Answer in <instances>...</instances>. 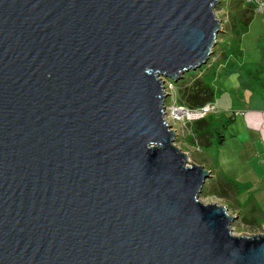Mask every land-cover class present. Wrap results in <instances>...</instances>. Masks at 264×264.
I'll return each instance as SVG.
<instances>
[{
  "label": "water",
  "instance_id": "95a60500",
  "mask_svg": "<svg viewBox=\"0 0 264 264\" xmlns=\"http://www.w3.org/2000/svg\"><path fill=\"white\" fill-rule=\"evenodd\" d=\"M220 3L0 0V264H264L166 120Z\"/></svg>",
  "mask_w": 264,
  "mask_h": 264
},
{
  "label": "crops",
  "instance_id": "0c3cea01",
  "mask_svg": "<svg viewBox=\"0 0 264 264\" xmlns=\"http://www.w3.org/2000/svg\"><path fill=\"white\" fill-rule=\"evenodd\" d=\"M234 18L235 45L214 72L223 78L233 75V86L247 90L249 95L230 114H220L218 140L221 144L229 141L231 150L220 151L216 165L223 168L222 173L226 168L228 174L221 175L219 169L212 179L218 181L220 199L230 200L228 210L246 225L264 230V13H256L252 5L242 6ZM205 127L200 131H207Z\"/></svg>",
  "mask_w": 264,
  "mask_h": 264
},
{
  "label": "rangeland",
  "instance_id": "374dc122",
  "mask_svg": "<svg viewBox=\"0 0 264 264\" xmlns=\"http://www.w3.org/2000/svg\"><path fill=\"white\" fill-rule=\"evenodd\" d=\"M249 5L243 0H221V3L216 8V14L222 21V27L208 62L196 70L186 72L178 81L166 80L167 93L169 94L166 105L169 108L173 105H185L189 108L202 105V98L206 96L209 98L210 95H206L207 92H205L203 93V97L200 98L197 93L201 87L209 85L213 97L212 100L209 99L208 101H217V106L226 109H218L221 113L208 115L205 119L199 121H171L178 133L174 140L175 146L179 147L184 153L187 152L188 161H192V163L197 165H203L210 173L214 172L206 180L199 200L203 203L216 202L226 207L230 205V200L226 198L220 199L218 181L214 183L212 179L213 175L218 174L219 169L221 170V175L228 174L226 168H224L225 172L222 173L223 168L221 169L220 165L216 167V165L219 161V152L223 151V153H228L231 150L229 141L221 144V140H218V122L221 117L220 114H230L232 112L231 109H236L240 106L241 101L245 96L248 97L249 92L239 88L237 85L233 86L235 84L233 75L229 78H223L222 75L217 76V73L215 74L214 71L220 63L224 62L225 55L232 51L235 45L236 33L234 28L237 24L234 18L235 12H238L242 6ZM170 83L173 84L171 88L169 86ZM203 127H205L204 130H207L204 133L200 131ZM228 211L231 215H236L232 209ZM259 221L256 222L260 224ZM233 226L235 235H241L242 233L258 235L264 233V230L260 227L255 228L251 225H246L245 221L241 218H237Z\"/></svg>",
  "mask_w": 264,
  "mask_h": 264
},
{
  "label": "built area",
  "instance_id": "2783aa9c",
  "mask_svg": "<svg viewBox=\"0 0 264 264\" xmlns=\"http://www.w3.org/2000/svg\"><path fill=\"white\" fill-rule=\"evenodd\" d=\"M246 4H250L255 7L256 13H264V0H243ZM170 88L173 87V84L170 83ZM167 92V87H166ZM167 102V101H166ZM166 120L171 125L172 129L176 132L177 130L172 125L173 120H180L183 122L189 121H199L206 118L208 115L215 114L218 112V106L215 102H207L205 104L189 108L185 105H173L171 108L166 105ZM243 114V112H235L234 115ZM178 135V133H177Z\"/></svg>",
  "mask_w": 264,
  "mask_h": 264
},
{
  "label": "trees",
  "instance_id": "16d2710c",
  "mask_svg": "<svg viewBox=\"0 0 264 264\" xmlns=\"http://www.w3.org/2000/svg\"><path fill=\"white\" fill-rule=\"evenodd\" d=\"M208 91H209V92H208ZM205 92H207L206 95H210V97L207 98V96H206V97L202 98V104H205V103L209 102L208 100H209V99L212 100V97H213L212 90H211V88H210L209 85H206V86L201 87V89H200L199 92L197 93V94H198V97H200V98L203 97V93H205ZM204 119H205V118H204ZM202 120H203V119H202Z\"/></svg>",
  "mask_w": 264,
  "mask_h": 264
}]
</instances>
